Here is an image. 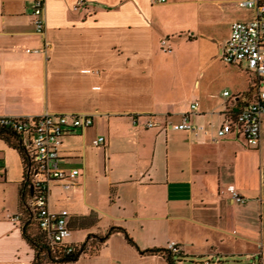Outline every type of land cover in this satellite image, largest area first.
<instances>
[{"label": "crops", "instance_id": "1", "mask_svg": "<svg viewBox=\"0 0 264 264\" xmlns=\"http://www.w3.org/2000/svg\"><path fill=\"white\" fill-rule=\"evenodd\" d=\"M78 1L44 0L39 35L34 0H0V115L94 116L63 138L62 167L79 174L74 188L50 183L49 208L68 212L67 244L121 232L73 264H168L141 251L170 242L185 261L264 264V111L258 147L216 138L264 91L220 58L231 24L251 11L238 0ZM193 102L190 122L206 131L175 129ZM99 136L105 143L93 146ZM25 175L20 153L0 138V264L33 259L22 230Z\"/></svg>", "mask_w": 264, "mask_h": 264}, {"label": "built area", "instance_id": "2", "mask_svg": "<svg viewBox=\"0 0 264 264\" xmlns=\"http://www.w3.org/2000/svg\"><path fill=\"white\" fill-rule=\"evenodd\" d=\"M164 1V0H162ZM84 3L79 0L77 6ZM237 6L251 11L247 21H235L230 26V34L220 50L221 61L226 65L243 66L254 80L264 83V0H238ZM34 31L39 35L45 33L44 0H34L31 13ZM48 44L45 43V46ZM163 51L167 52L166 40L162 41ZM37 50H27V52ZM224 92L223 96H229ZM199 104L193 102L190 111L182 115L181 122L174 126L177 130L197 133L206 131L204 127L190 122V116L197 111ZM264 111V91L259 90L253 100L248 102L235 116H227L216 130V138L227 136L242 137L248 147H258L261 138V115ZM136 123V119L133 120ZM94 123V116L87 114H47L39 117H9L0 115V127L8 128L23 141L30 162L27 173L30 178L34 196L30 201L31 209L40 232L51 247L64 246L66 254L73 253L75 246L65 243L70 236L68 212L54 214L49 208V185L56 182L65 189L74 188V179L79 174L76 169L66 170L62 167L60 149L63 138L76 132H84ZM156 124H146L152 128ZM105 143L99 136L92 141L93 146ZM234 202L244 203L245 199L234 189H230ZM19 221V216L14 217ZM167 250L177 252L175 242L167 245ZM16 264H32L31 261H19ZM204 264H210L205 261Z\"/></svg>", "mask_w": 264, "mask_h": 264}, {"label": "trees", "instance_id": "3", "mask_svg": "<svg viewBox=\"0 0 264 264\" xmlns=\"http://www.w3.org/2000/svg\"><path fill=\"white\" fill-rule=\"evenodd\" d=\"M0 138L6 141L11 147L16 149L20 153L23 160L25 172L27 174L24 178L26 182L23 181L20 187V208L24 215V218L22 219L23 237L30 248L33 250V259L31 260L32 264H73L82 254H90L95 252L97 246L104 243L105 240H107L113 233L121 232L119 228L111 227L106 235H104L103 237L94 238V241H92L91 236H89L86 242L81 245H76L75 251L70 254H66L64 252V246L62 245L55 247L49 246L45 240L44 235L38 228L35 215L30 206V201L34 196V191L33 189H31L32 185L27 173L30 162L27 157L25 148L19 140L18 135L8 128L0 127ZM26 208L28 210H26ZM32 225L36 227V232L32 233L30 231ZM127 240L129 241V243L134 245V243L130 239H128V237ZM141 253L148 255H161L168 264H204L205 261L210 262V264H243L239 260L219 262L212 261L211 259H205L202 261H185L184 259L186 258V256L181 255L179 249L177 252H172L167 249H152L141 251ZM246 264H257V262H248Z\"/></svg>", "mask_w": 264, "mask_h": 264}, {"label": "rangeland", "instance_id": "4", "mask_svg": "<svg viewBox=\"0 0 264 264\" xmlns=\"http://www.w3.org/2000/svg\"><path fill=\"white\" fill-rule=\"evenodd\" d=\"M30 231L33 233V232H36V227L34 225H32V227L30 228Z\"/></svg>", "mask_w": 264, "mask_h": 264}]
</instances>
